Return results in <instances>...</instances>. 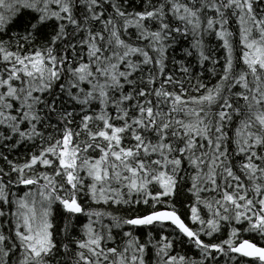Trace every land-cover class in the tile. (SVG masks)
<instances>
[{
	"label": "snow or ice",
	"instance_id": "6c2138e0",
	"mask_svg": "<svg viewBox=\"0 0 264 264\" xmlns=\"http://www.w3.org/2000/svg\"><path fill=\"white\" fill-rule=\"evenodd\" d=\"M0 129V264H264V0H0Z\"/></svg>",
	"mask_w": 264,
	"mask_h": 264
},
{
	"label": "trees",
	"instance_id": "16d2710c",
	"mask_svg": "<svg viewBox=\"0 0 264 264\" xmlns=\"http://www.w3.org/2000/svg\"><path fill=\"white\" fill-rule=\"evenodd\" d=\"M133 4H135V0H133ZM233 26L235 27L234 23H233ZM131 31L133 33L135 32L134 29H131ZM189 39H181L179 41V46H175L173 49L169 50V52H168L169 57L175 56L176 59H178V60L183 59V56H182V53H181V48L188 46ZM205 39H206L207 48L210 49L214 53V55L216 57L222 58L224 56V50L221 47V43L222 42L218 41L214 34L206 37ZM189 61H190L191 65H192L193 73H203L204 74V79H205V81H207L209 79V76H210V74L208 73V66H209L208 62L205 63L204 67H201L199 65V63L197 62L195 56L190 57ZM166 63H167L168 70L169 71L173 70V65H172L171 59H169ZM218 63L222 64L223 60L219 59ZM176 69H179V65H176ZM176 76L180 77L181 73L179 71H176ZM193 82H195V81H193ZM0 130H2V129H0ZM0 143H2V142H0ZM0 151L7 152L8 150L0 147ZM18 151L22 153L24 151V147L22 145L19 146ZM10 158L11 159H15L16 158V152L15 151L12 152V154L10 155ZM3 163H4L3 161H0V164H3ZM21 189L23 190V186H21ZM93 206L95 207L96 205H93ZM100 207H106V206L100 205ZM188 214H189V210L186 207H182L181 208V215L185 218L186 222L191 224L192 222L190 220H188ZM86 221H87V217L80 216L78 223H84ZM158 231H159L158 229L154 230V235H157ZM138 234L142 235V236L145 235V230L143 228L139 229L138 230ZM168 234L171 235V229L168 230ZM225 235H226V231H225ZM157 238H158V235H157ZM203 238L205 240L209 239L208 237H203ZM255 238L257 239V241H259L258 237H255ZM176 251L181 252V254L186 252L189 256H192L193 258H199L198 251L194 247H192L191 245H189L187 243H185L182 247H178L176 249ZM148 259L150 261H153L155 259V256H154L153 252L150 251L148 253ZM241 259H247V258H241Z\"/></svg>",
	"mask_w": 264,
	"mask_h": 264
},
{
	"label": "water",
	"instance_id": "95a60500",
	"mask_svg": "<svg viewBox=\"0 0 264 264\" xmlns=\"http://www.w3.org/2000/svg\"><path fill=\"white\" fill-rule=\"evenodd\" d=\"M247 259H249V258H247Z\"/></svg>",
	"mask_w": 264,
	"mask_h": 264
}]
</instances>
